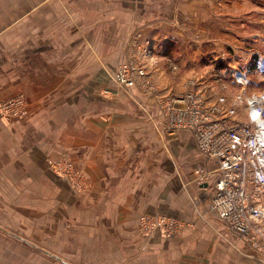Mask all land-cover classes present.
<instances>
[{
    "label": "crops",
    "instance_id": "1",
    "mask_svg": "<svg viewBox=\"0 0 264 264\" xmlns=\"http://www.w3.org/2000/svg\"><path fill=\"white\" fill-rule=\"evenodd\" d=\"M173 5L0 0V105L21 98L27 106L22 119L0 116L1 258L32 255L8 249V237L47 256L72 245L87 264H264V242L232 234L210 208L216 162L184 131L165 151L158 98L142 86L114 90L98 72L100 60H128L135 32L168 28ZM178 23L169 31L187 37L192 25ZM49 159L84 175V190L54 176ZM143 215L182 227L145 236Z\"/></svg>",
    "mask_w": 264,
    "mask_h": 264
},
{
    "label": "rangeland",
    "instance_id": "2",
    "mask_svg": "<svg viewBox=\"0 0 264 264\" xmlns=\"http://www.w3.org/2000/svg\"><path fill=\"white\" fill-rule=\"evenodd\" d=\"M172 3L174 5L170 11V17L166 18L173 19H164L168 28L161 30L159 26L158 28L148 24L142 32H135L130 41L131 51L128 60L125 62L124 60H100L103 66L97 65V67L98 72L106 71V76L102 79L105 85H110L112 82L114 90L122 89L113 82V75L120 65L130 64L133 68H142L144 71L142 79L145 83L138 80V84H142L143 88H149L147 91L158 98L166 123L168 118L164 106L186 93L200 92L210 100L223 94L231 100V97L239 91V86L235 84L233 78L238 72L245 73L247 76L248 84L244 89L246 94L264 91V0H171V5ZM164 13L159 14L162 16L161 14ZM176 16L182 23H178L179 25L187 28L192 25L191 33H188L187 37L169 31ZM146 50H150L151 54L148 55ZM14 99L21 98H13L7 102ZM21 101L23 108L20 111H14L15 113L9 111L7 114L0 111V116L13 119L24 118L27 106L24 100L21 99ZM161 136L162 146L167 151V140L172 137L164 135V130ZM50 163L61 164L72 170V176H67L60 171L57 173L50 171L54 176L66 180L74 190H84L87 182L84 175L74 170L70 163L61 159H49L48 167ZM158 217L161 216H141L139 218L140 232L150 236L154 231L160 230L158 227L147 230L140 224L143 218L154 220ZM41 236L38 234L39 240ZM6 238L9 242L8 249L24 247L30 250L32 255L18 257L16 262L12 258L9 260L0 257V264H87L90 259L88 256H77L78 251L74 252L71 249L72 245L66 250L65 256L64 254L61 257L47 256L39 251L31 250L23 242H14ZM35 242L37 243V241L32 243ZM50 248L54 251L59 250L56 242H50Z\"/></svg>",
    "mask_w": 264,
    "mask_h": 264
},
{
    "label": "built area",
    "instance_id": "3",
    "mask_svg": "<svg viewBox=\"0 0 264 264\" xmlns=\"http://www.w3.org/2000/svg\"><path fill=\"white\" fill-rule=\"evenodd\" d=\"M150 55V50H146ZM142 68L117 67L113 82L122 89L145 83ZM239 91L230 98L221 94L210 100L200 92H189L164 106L168 121L164 134L180 131L192 135L200 154L217 164L212 187L211 210L226 228L244 240L264 242V91L246 94L245 73H235ZM21 99L0 105L4 114L20 111ZM55 173L72 176V170L50 163ZM144 229L160 228L167 237L178 233L182 224L161 216L143 218Z\"/></svg>",
    "mask_w": 264,
    "mask_h": 264
}]
</instances>
